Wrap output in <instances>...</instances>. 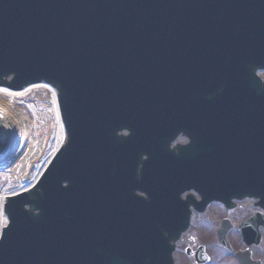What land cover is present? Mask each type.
<instances>
[{
  "label": "water",
  "instance_id": "obj_1",
  "mask_svg": "<svg viewBox=\"0 0 264 264\" xmlns=\"http://www.w3.org/2000/svg\"><path fill=\"white\" fill-rule=\"evenodd\" d=\"M262 69L264 0H0V87L52 86L67 134L6 199L0 264H173L206 173L264 209Z\"/></svg>",
  "mask_w": 264,
  "mask_h": 264
},
{
  "label": "flooded vegetation",
  "instance_id": "obj_2",
  "mask_svg": "<svg viewBox=\"0 0 264 264\" xmlns=\"http://www.w3.org/2000/svg\"><path fill=\"white\" fill-rule=\"evenodd\" d=\"M187 139L179 134L174 144H184ZM172 144L171 146H173ZM147 157H144L146 159ZM186 168L190 169L189 165ZM207 179H213L214 174L206 173ZM206 180V186L209 181ZM188 185V184H187ZM184 186L181 188V200H186L190 210V221L187 230L181 234L175 244L173 253L175 264H196L195 253L203 249L209 256L211 262L213 255L212 248L221 250L226 256H231L234 261L236 252H249L252 260H259L260 248L263 236L258 244H247L241 236L239 225L249 220L256 214L263 215L257 205V201L248 196L236 198L234 195L223 201L210 199L208 191L203 188ZM140 196L143 192L136 191ZM264 216V215H263ZM228 227V229H227ZM227 229V230H226ZM225 234L227 247L220 246L217 242V233ZM208 246L210 248L208 249ZM261 264L264 261H260ZM237 264V262H236Z\"/></svg>",
  "mask_w": 264,
  "mask_h": 264
},
{
  "label": "bare ground",
  "instance_id": "obj_3",
  "mask_svg": "<svg viewBox=\"0 0 264 264\" xmlns=\"http://www.w3.org/2000/svg\"><path fill=\"white\" fill-rule=\"evenodd\" d=\"M42 87V85H37L27 90L14 92L0 89V96L8 99L6 105H0V173L2 178L8 175L10 178L9 182L0 190V231L6 224V216L2 209L4 199L33 184L63 143V129L58 119L53 93L51 102L54 107L56 125L52 139L55 144L48 155H43L46 144L45 136L35 141L37 133L31 134L30 124L23 119V115L19 114L14 106L15 99H20L27 92ZM23 141H26L25 145L22 143ZM32 170H34L33 174H31ZM14 184L16 186H13Z\"/></svg>",
  "mask_w": 264,
  "mask_h": 264
},
{
  "label": "rangeland",
  "instance_id": "obj_4",
  "mask_svg": "<svg viewBox=\"0 0 264 264\" xmlns=\"http://www.w3.org/2000/svg\"><path fill=\"white\" fill-rule=\"evenodd\" d=\"M261 77L264 76V72L260 73ZM19 101V102H18ZM15 107L19 114L23 115V119L30 124L31 134L37 133V138L35 141L42 139L45 136L46 144L43 150V155H48L52 148L54 147L55 141L52 140L53 131L55 127V115L54 110L50 99V93L43 89L34 90L28 97L22 100H14ZM20 104V106H17ZM8 103L7 98L0 96V105L4 106ZM16 111V112H17ZM25 140V139H23ZM26 141L22 143L25 145ZM34 170H32V173ZM9 175L2 178L0 173V190L9 182ZM13 186H16L14 184ZM262 232V244L258 251L260 255H256V258H259V261H264V229ZM210 246H208V249ZM211 254L213 255V260L209 264H235L234 259L231 256H225L221 250H218L216 247L212 248ZM264 264V263H263Z\"/></svg>",
  "mask_w": 264,
  "mask_h": 264
}]
</instances>
